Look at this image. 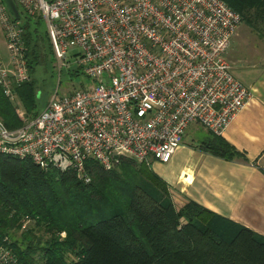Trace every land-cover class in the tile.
<instances>
[{
	"label": "built area",
	"instance_id": "obj_1",
	"mask_svg": "<svg viewBox=\"0 0 264 264\" xmlns=\"http://www.w3.org/2000/svg\"><path fill=\"white\" fill-rule=\"evenodd\" d=\"M12 1L42 20L57 74L74 70L88 84L54 92L32 119L16 107L21 126L0 121V155L87 184V161L105 171L121 159L165 164L190 124L219 136L249 98L225 59L240 18L221 0ZM18 19L0 0L10 102L28 80ZM1 243L0 264H18Z\"/></svg>",
	"mask_w": 264,
	"mask_h": 264
},
{
	"label": "trees",
	"instance_id": "obj_2",
	"mask_svg": "<svg viewBox=\"0 0 264 264\" xmlns=\"http://www.w3.org/2000/svg\"><path fill=\"white\" fill-rule=\"evenodd\" d=\"M221 1L264 41V0ZM18 14L28 80L13 93L32 119L39 113L37 79L53 74L55 66L45 29L38 31L42 20ZM15 108L0 86L6 129L21 126ZM195 149L225 161L240 157L208 132ZM85 169L87 184L70 172L41 170L28 159L0 155V242L18 264H264V238L192 201L176 208L150 164L121 159L105 171L89 160Z\"/></svg>",
	"mask_w": 264,
	"mask_h": 264
},
{
	"label": "crops",
	"instance_id": "obj_3",
	"mask_svg": "<svg viewBox=\"0 0 264 264\" xmlns=\"http://www.w3.org/2000/svg\"><path fill=\"white\" fill-rule=\"evenodd\" d=\"M231 39L225 59L249 98L219 135L238 154L231 161L201 153L196 143H181L155 173L170 192L176 208L187 201L264 238V67H244Z\"/></svg>",
	"mask_w": 264,
	"mask_h": 264
},
{
	"label": "rangeland",
	"instance_id": "obj_4",
	"mask_svg": "<svg viewBox=\"0 0 264 264\" xmlns=\"http://www.w3.org/2000/svg\"><path fill=\"white\" fill-rule=\"evenodd\" d=\"M17 11L21 13L20 8L17 7ZM44 29V24H41L38 31L42 32ZM237 37L235 38V53L239 54L245 60L244 67L246 70H250V65H256L258 68L264 67V41L258 37V35L248 29L243 24H240L236 30ZM227 51V50H226ZM227 61V59H226ZM228 62V61H227ZM0 64H7V52L5 48V42L0 31ZM230 65V64H229ZM231 67V66H230ZM39 75V73H37ZM80 84H88V80L82 75L78 76H69L67 71L61 70L57 74L54 70L51 75H43L37 79V90H36V111L41 112L46 106L49 98L53 95L54 92L57 95L66 93L70 89H76ZM15 96V95H14ZM14 107H20L18 101L14 97L11 101ZM205 137V131H203L199 126L190 124L183 135V143H196ZM150 169L154 173H161L156 164L150 165ZM143 189L151 196L155 197L154 189L151 185L147 183L142 184ZM168 191V190H167ZM168 194H171L168 192ZM20 231H16L12 234L13 239H18ZM40 232H36L35 236H40Z\"/></svg>",
	"mask_w": 264,
	"mask_h": 264
},
{
	"label": "water",
	"instance_id": "obj_5",
	"mask_svg": "<svg viewBox=\"0 0 264 264\" xmlns=\"http://www.w3.org/2000/svg\"><path fill=\"white\" fill-rule=\"evenodd\" d=\"M9 14L13 17L14 20L19 18V14L12 0H1Z\"/></svg>",
	"mask_w": 264,
	"mask_h": 264
}]
</instances>
